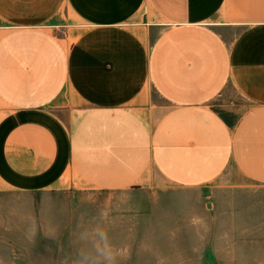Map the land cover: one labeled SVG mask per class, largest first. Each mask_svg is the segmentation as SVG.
I'll use <instances>...</instances> for the list:
<instances>
[{"label":"crops","instance_id":"0c3cea01","mask_svg":"<svg viewBox=\"0 0 264 264\" xmlns=\"http://www.w3.org/2000/svg\"><path fill=\"white\" fill-rule=\"evenodd\" d=\"M218 181L220 264H264V0H0V193Z\"/></svg>","mask_w":264,"mask_h":264},{"label":"rangeland","instance_id":"374dc122","mask_svg":"<svg viewBox=\"0 0 264 264\" xmlns=\"http://www.w3.org/2000/svg\"><path fill=\"white\" fill-rule=\"evenodd\" d=\"M234 102L227 88L215 104ZM231 119L233 115L220 108ZM246 189L0 193V264H70L80 234L102 227L116 264H220V203L248 204ZM240 205V204H239Z\"/></svg>","mask_w":264,"mask_h":264},{"label":"clouds","instance_id":"9594fccd","mask_svg":"<svg viewBox=\"0 0 264 264\" xmlns=\"http://www.w3.org/2000/svg\"><path fill=\"white\" fill-rule=\"evenodd\" d=\"M83 247L70 257V264H116L117 253L108 233L100 226L80 234Z\"/></svg>","mask_w":264,"mask_h":264}]
</instances>
